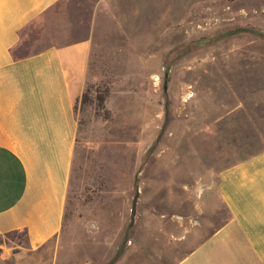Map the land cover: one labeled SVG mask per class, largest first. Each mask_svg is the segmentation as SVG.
<instances>
[{
    "label": "rangeland",
    "instance_id": "obj_1",
    "mask_svg": "<svg viewBox=\"0 0 264 264\" xmlns=\"http://www.w3.org/2000/svg\"><path fill=\"white\" fill-rule=\"evenodd\" d=\"M53 10L24 39L48 36L62 11L92 38L54 264H177L230 218L221 172L264 151V0H65ZM240 27L260 33H231Z\"/></svg>",
    "mask_w": 264,
    "mask_h": 264
},
{
    "label": "crops",
    "instance_id": "obj_2",
    "mask_svg": "<svg viewBox=\"0 0 264 264\" xmlns=\"http://www.w3.org/2000/svg\"><path fill=\"white\" fill-rule=\"evenodd\" d=\"M63 1L0 0V239L27 237L0 242L2 264H54L64 227L90 27L62 11L24 39ZM220 195L230 218L177 264H264V151L224 169Z\"/></svg>",
    "mask_w": 264,
    "mask_h": 264
},
{
    "label": "water",
    "instance_id": "obj_3",
    "mask_svg": "<svg viewBox=\"0 0 264 264\" xmlns=\"http://www.w3.org/2000/svg\"><path fill=\"white\" fill-rule=\"evenodd\" d=\"M241 31H251V32H255V33H260L257 30H253V29H249V28H245V27L237 28V29L231 31V33L241 32ZM166 88H167V84L165 83V89ZM135 182H137V178H136ZM139 196H140V189L137 186L136 187V194L134 196L133 203H132L131 223H130L131 226L134 224V221H135V215H136V212H137V203H138Z\"/></svg>",
    "mask_w": 264,
    "mask_h": 264
},
{
    "label": "trees",
    "instance_id": "obj_4",
    "mask_svg": "<svg viewBox=\"0 0 264 264\" xmlns=\"http://www.w3.org/2000/svg\"><path fill=\"white\" fill-rule=\"evenodd\" d=\"M25 235H26V234H25ZM121 252H122V249L117 253L116 258H117L118 256H120ZM114 262H115V259H113V261H112L111 263H114Z\"/></svg>",
    "mask_w": 264,
    "mask_h": 264
}]
</instances>
